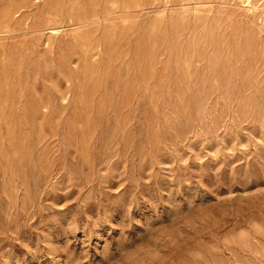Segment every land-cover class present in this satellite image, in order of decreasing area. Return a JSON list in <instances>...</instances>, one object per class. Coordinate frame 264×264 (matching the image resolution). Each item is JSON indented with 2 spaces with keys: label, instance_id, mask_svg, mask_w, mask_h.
Returning a JSON list of instances; mask_svg holds the SVG:
<instances>
[{
  "label": "rangeland",
  "instance_id": "1",
  "mask_svg": "<svg viewBox=\"0 0 264 264\" xmlns=\"http://www.w3.org/2000/svg\"><path fill=\"white\" fill-rule=\"evenodd\" d=\"M251 5L0 0V264H264Z\"/></svg>",
  "mask_w": 264,
  "mask_h": 264
},
{
  "label": "bare ground",
  "instance_id": "2",
  "mask_svg": "<svg viewBox=\"0 0 264 264\" xmlns=\"http://www.w3.org/2000/svg\"><path fill=\"white\" fill-rule=\"evenodd\" d=\"M233 1L239 2V4L243 7H247L248 9H252L251 0H233ZM75 37H77V36H75Z\"/></svg>",
  "mask_w": 264,
  "mask_h": 264
}]
</instances>
